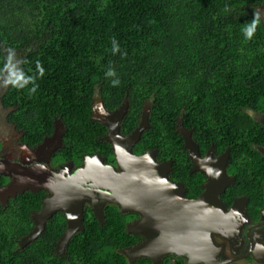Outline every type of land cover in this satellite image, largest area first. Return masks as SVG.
I'll use <instances>...</instances> for the list:
<instances>
[{"label":"trees","instance_id":"trees-1","mask_svg":"<svg viewBox=\"0 0 264 264\" xmlns=\"http://www.w3.org/2000/svg\"><path fill=\"white\" fill-rule=\"evenodd\" d=\"M263 5L264 0H0V79L8 74L9 50L16 69L32 77L23 88L4 85L0 103L30 144L60 120L61 155L80 159L81 152L112 157L111 145L101 140L105 125L91 118L94 96L109 110L128 103L123 132L136 126L148 101L151 127L137 150L156 148L163 159L174 160L182 178L197 177V183L203 175L187 174L190 162L175 131L181 122L201 151L211 143L217 152L229 148L237 183L226 192L245 191L255 200L264 181L258 150L264 125L250 112L264 113V18L259 16L251 39L244 29ZM6 180L0 175V185ZM43 192L25 190L0 202V264H130L120 249L135 238L115 206L106 208L102 225L87 219L64 256L53 249L65 226L58 214L34 241L20 246ZM135 264L152 263L141 258Z\"/></svg>","mask_w":264,"mask_h":264},{"label":"water","instance_id":"water-1","mask_svg":"<svg viewBox=\"0 0 264 264\" xmlns=\"http://www.w3.org/2000/svg\"><path fill=\"white\" fill-rule=\"evenodd\" d=\"M124 108L110 114L105 111L102 100L97 99L94 109L101 114L92 115L108 128L102 139L111 145L116 166L104 163L105 156L98 153L85 156L82 166L74 172H70L71 162L55 171L44 163L24 165L0 161V175L9 178L7 184L0 186L2 204L25 190H45L49 193L41 200V208L31 213L33 227L20 243L28 244L35 240L52 214L61 211L66 216V228L56 245L63 248L73 234L83 231L85 202L90 204L100 223L103 222L104 206L112 203L119 206L122 214L137 213L142 216V219L128 223L125 228L128 234H141L148 238L126 249L124 254L130 264L137 258H147L152 264H163V257L171 254L188 256L186 264H209L207 256L214 248L212 235L233 229L229 226V217L235 215L238 206L236 200L226 211L220 196L225 187L234 182V176L229 177L225 171L228 150L213 160L211 146L202 160L196 148L192 151L186 145L193 161L190 172H201L208 180L202 184L203 191L197 198L183 199L182 184L168 178L171 159L158 163L156 149L141 154L132 151L149 126V110L141 113L137 125L129 134L121 136L117 121L124 115ZM60 135H54L57 142L61 139ZM53 137L45 140L39 150L45 151L44 146L49 147L55 140ZM51 151H46L44 161L49 160Z\"/></svg>","mask_w":264,"mask_h":264},{"label":"flooded vegetation","instance_id":"flooded-vegetation-1","mask_svg":"<svg viewBox=\"0 0 264 264\" xmlns=\"http://www.w3.org/2000/svg\"><path fill=\"white\" fill-rule=\"evenodd\" d=\"M97 99H100V98L97 96H94L93 102H92L91 118H92V115L99 116V114H101L100 112H98L99 111L98 109L97 110L94 109ZM123 106H125V108L123 110L124 115L119 119V121H117L119 124V133L121 136H125V135L129 134L132 131V129L135 127L134 126L130 132H123L121 129L122 120L124 119V116L126 114V111L128 108V103L125 100H123L118 107H116L112 110H109L104 106L105 111L109 112L110 114H113L119 108H121ZM2 108L5 109L3 107V105H2ZM146 109H148V110L150 109V102H148V101L143 102L140 113H139V119H140L141 113L143 111H145ZM92 119H94V118H92ZM139 119H138V121H139ZM94 120H97V119H94ZM97 121H99V120H97ZM257 122H259V121H257ZM3 123H4V125L0 126V131H3V132L5 131L11 137L5 138L4 140L0 139V161L5 160V161H9L11 163H21L24 165H34V164H41L42 165V163H44L46 167H48L49 169L55 170V171L59 170V168L61 169V167L64 168L65 165H67L69 162H71L70 172H74L75 169L82 166V160L85 156H91V155L98 153L102 156H105L106 159H105L104 163L112 164V165L116 166V162H115L114 157H113L112 148H111L112 157H110V156L108 157L107 155L101 154L99 152H85V153L81 152L79 155L80 159L77 158L75 153L74 154L72 153L70 157L61 155V150H63L65 148V145L63 144L64 127H63V124L61 123V121L56 119V118L53 120L52 132L49 135L43 136L40 141L35 142L33 144L32 143L30 144V143L23 140L24 132L21 129L17 128L15 124L9 122L7 115L4 116ZM150 127L151 126L149 123V126L146 129H149ZM7 129H8V132H7ZM175 131L181 136L182 147L187 152V158L189 159V162H190L189 167L187 169V174L189 176L191 174H195V173H199V174H202V173L198 172V171L190 172L191 168L193 166V161L189 156V150L187 147H189L192 151L195 150V148H196V151H198L199 157L202 160L205 159L207 151L209 150V148L211 146H213V152L211 154V159H213V160L218 159L223 152L228 150V157L226 159L225 171L229 177L234 176V182L232 184L227 185L220 196H221V200L225 204L226 211H229L232 208V206L236 200H237L238 206H237V210H236L235 215L229 217V226H231V228L233 227V229L230 228L231 231L230 232L226 231L224 234H216L215 233L212 235L214 248L209 251L208 256H207L209 264H264V181L261 182L262 191H260L258 193V195L254 197L255 200H251L250 194H248L245 191L244 192H238L236 189H234L233 191L226 192L227 188H229L230 186L235 185L237 183L236 174H235L236 170H233L231 165H230L229 148L226 147L224 150L217 152L214 145L211 143V144H209V146L207 148H205L204 151H201L199 149V145L192 138L191 130H188L187 128L182 126L181 122H179V124L177 123ZM58 133L61 134L60 135L61 139L59 142L56 141V138L54 136V135H57ZM107 133H108V128L106 127V132L101 136V140H103L102 137ZM51 137H53V139H55V140L51 141V143L49 144L50 146L49 147L44 146L45 151L39 150V147H41V145L44 143V141L51 138ZM141 137H142V135H141ZM190 142L191 143L193 142V144H191ZM186 145H187V147H186ZM136 146L137 145L135 144V146L132 149L133 153H135V154H141V153H144L148 150H151V149H146V150H143L140 152L139 150L136 149ZM153 149H156V148H153ZM260 149H262V151ZM48 150H52L51 154H50V158L48 161H44L46 151H48ZM258 150L264 156V152H263L264 146H258ZM156 151L157 152H156L155 159L158 163H161L163 161L171 159V170H169V172H168V178L170 181H172L174 183H181L182 184V187H183V191L181 193L182 198L186 199V200L197 198L201 194V192L203 191L202 184L208 180V177L206 175L202 174L203 175L202 179L200 180L198 178L197 183H196L197 177L196 178L193 177L194 179L192 177H190V179L182 178L181 175L178 174V173H180L179 172L180 170L175 167L174 160L172 158L163 159V156L158 154L157 149H156ZM8 182H9V178L7 177V180L5 182H3L0 186L7 184ZM195 186L200 187V190L196 193L194 192ZM43 191L44 192L40 198V202L43 198H45L49 195L48 192H46L45 190H43ZM36 192H38V191H36ZM41 206H42V203H41ZM108 206H115V208L118 210V212H120L118 205L112 204V203L106 204L103 208V213H104L103 214L104 215L103 216V222L100 223L98 221L97 217L95 216L94 211L91 208L90 204L88 202H85L84 206H83V214H82L83 230H84L85 224L87 223L86 222L87 219L91 218L92 216L98 221V223L100 225H102L105 222V210ZM39 209L32 211V212H36ZM31 213H30V218H31ZM57 214L61 215L63 217V221L65 222V226H64V231H65L66 216L63 212L56 211L54 214H52V216L49 219H51L53 216L54 217L57 216ZM123 215H125L124 229L126 228V225L128 223L142 219V216L137 214V213H128V214H123ZM31 221H32V226H31L30 230L33 227L32 218H31ZM47 221H46V223H47ZM131 235H133V234H131ZM133 236L135 238V242L130 244V245L124 246L120 249V252L125 256L127 261H128V258L124 254L126 249L131 248L137 244H140V243L148 240L147 237H145L141 234L133 235ZM20 240L18 241V244L20 246L23 247V246L27 245V244H21ZM56 242L54 243V246H53L54 253H57L60 256H64L66 253L65 247L67 246V243L69 241L64 245L63 248H58V246L56 245ZM139 259H141V258L135 259L132 264H135ZM187 259H188V256L179 257V256L171 254V255H167V256L163 257L162 262H163V264H167V262H169V264L170 263L171 264H186Z\"/></svg>","mask_w":264,"mask_h":264},{"label":"clouds","instance_id":"clouds-1","mask_svg":"<svg viewBox=\"0 0 264 264\" xmlns=\"http://www.w3.org/2000/svg\"><path fill=\"white\" fill-rule=\"evenodd\" d=\"M258 23H259V13L257 12L254 14V19L251 22V24L246 26L244 29L246 38L251 39L253 37ZM13 58H14V51L9 50V54H8L9 63L8 65L5 66L8 74L5 77H3V83L5 86L11 84L13 87L23 88L26 84L29 83L32 77L25 78L24 74L18 69H16L15 65L12 63ZM41 72H43V69H41Z\"/></svg>","mask_w":264,"mask_h":264},{"label":"rangeland","instance_id":"rangeland-1","mask_svg":"<svg viewBox=\"0 0 264 264\" xmlns=\"http://www.w3.org/2000/svg\"><path fill=\"white\" fill-rule=\"evenodd\" d=\"M255 13H259V16H262V18H264V5L256 8L254 10ZM4 83H3V79H0V93L2 94L3 90H4ZM10 109H3L2 105L0 103V126L4 125L3 120H4V116L7 115V113L9 112ZM251 116L259 121L260 123L264 124V113H260V112H250ZM8 132V129H7ZM11 136L8 135L5 131H0V139H5V138H10ZM6 143V142H5ZM262 151V149H260ZM264 152V150H263Z\"/></svg>","mask_w":264,"mask_h":264},{"label":"built area","instance_id":"built-area-1","mask_svg":"<svg viewBox=\"0 0 264 264\" xmlns=\"http://www.w3.org/2000/svg\"><path fill=\"white\" fill-rule=\"evenodd\" d=\"M171 264V263H170Z\"/></svg>","mask_w":264,"mask_h":264}]
</instances>
